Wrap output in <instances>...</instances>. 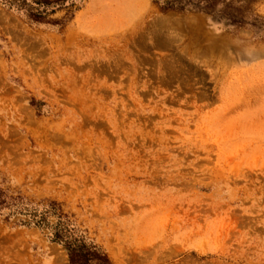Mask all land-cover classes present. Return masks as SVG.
Listing matches in <instances>:
<instances>
[{"label": "rangeland", "instance_id": "obj_1", "mask_svg": "<svg viewBox=\"0 0 264 264\" xmlns=\"http://www.w3.org/2000/svg\"><path fill=\"white\" fill-rule=\"evenodd\" d=\"M69 248L264 264V0H0V264Z\"/></svg>", "mask_w": 264, "mask_h": 264}, {"label": "trees", "instance_id": "obj_2", "mask_svg": "<svg viewBox=\"0 0 264 264\" xmlns=\"http://www.w3.org/2000/svg\"><path fill=\"white\" fill-rule=\"evenodd\" d=\"M70 251V263L71 264H89L90 256H95L101 264H107L108 259L106 257H101L100 255H78L75 250L69 248Z\"/></svg>", "mask_w": 264, "mask_h": 264}]
</instances>
